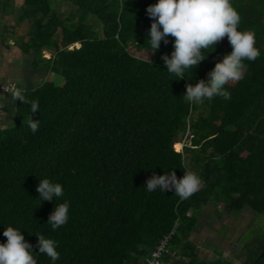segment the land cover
Instances as JSON below:
<instances>
[{"label":"trees","instance_id":"trees-1","mask_svg":"<svg viewBox=\"0 0 264 264\" xmlns=\"http://www.w3.org/2000/svg\"><path fill=\"white\" fill-rule=\"evenodd\" d=\"M64 1L75 6V20L63 21L50 0L21 6L0 0V17L28 24L14 45L33 56V67L45 76L64 79L22 90L25 103L14 102L15 91H0V114L13 123L0 129V243L11 226L35 253L36 235L57 241L56 264H146L174 230L170 247L187 261L167 256L166 262L200 264L189 236L206 205L264 215V0H232L239 30L255 32L261 56L245 61V78L226 86L230 100L199 104L184 99L186 86L207 80L231 52L226 37L192 74L188 70L190 77L175 80L162 59L170 57L174 38L155 52L147 39L152 20L146 9L157 0ZM10 30L0 20V48L11 47ZM128 45L152 52L151 58L136 57ZM32 101L41 112L31 115ZM30 116L40 120L36 134ZM167 171L178 179L195 172L204 185L183 201L174 191L148 192L144 185L153 173ZM45 178L63 185L64 195L41 202L36 188ZM65 201L69 221L53 231L49 216ZM257 232L244 248L246 264H264V228ZM35 258L52 264L46 255Z\"/></svg>","mask_w":264,"mask_h":264},{"label":"clouds","instance_id":"clouds-1","mask_svg":"<svg viewBox=\"0 0 264 264\" xmlns=\"http://www.w3.org/2000/svg\"><path fill=\"white\" fill-rule=\"evenodd\" d=\"M146 13L152 20L147 39L153 52L160 48L162 41L167 45L169 36L174 38V50L170 57L164 55L162 59L166 71L178 78L175 80L190 77L193 70L216 50L218 43L225 37L231 46V52L215 63L207 74V80L201 79L194 85L186 86L183 97L190 104L203 103L214 97L230 100L232 94L226 86L230 82L242 81L249 67L245 61L255 62L261 56L256 46L255 32L239 30L241 16L232 0H157L147 7ZM17 99L25 103L21 90L13 94L14 102ZM30 108L31 115L40 111L37 101H32ZM39 122L30 116L28 127L33 134L38 132ZM203 185L202 177L195 172H184L182 178L178 179L175 171H167L163 175L153 173L144 186L148 192L174 191L183 201L197 193ZM36 191L41 202L56 201L64 195L63 185L47 178L39 179ZM69 209L67 201L55 206L48 219L53 231L68 223ZM3 236L7 239L5 243H0V264H37L35 257L39 254L46 255L52 264L60 259L58 242L54 239L36 235L38 253H35L21 229L9 226L4 229Z\"/></svg>","mask_w":264,"mask_h":264},{"label":"crops","instance_id":"crops-1","mask_svg":"<svg viewBox=\"0 0 264 264\" xmlns=\"http://www.w3.org/2000/svg\"><path fill=\"white\" fill-rule=\"evenodd\" d=\"M2 50L6 52L11 50V53L4 54ZM26 58L31 60L29 66L23 62ZM32 62L33 56L24 55L15 45L10 48L1 47L0 81L15 82L18 87L21 85L24 89L36 87L45 77V73L42 69L33 67ZM7 119L0 116V126L8 121ZM227 209V214H224L221 209L216 208L214 203H209L197 213L198 220L189 240L194 246L195 257L200 264H246L247 257L242 251L244 248L242 249L240 241L246 228L254 226L255 223L258 224V220L255 221L258 215L245 209L240 214L253 217L241 224L238 223L240 214L234 213L228 207ZM175 250L179 253L178 257H181L180 249ZM182 258L187 261L184 256Z\"/></svg>","mask_w":264,"mask_h":264},{"label":"rangeland","instance_id":"rangeland-1","mask_svg":"<svg viewBox=\"0 0 264 264\" xmlns=\"http://www.w3.org/2000/svg\"><path fill=\"white\" fill-rule=\"evenodd\" d=\"M51 3H52V7H53V11H55L57 13V15L63 20V21H73L76 19V12H75V6L69 2H66L64 0H50ZM23 0H15V4L17 6H21ZM0 20L4 23V25L8 28H11L12 30H10V32L12 33L11 36L9 37L7 43L13 47V42L14 40H16V38L18 36H21V35H24L27 30H28V24L27 23H24L22 24L21 26H15L14 25V19L13 17L11 16H7V17H0ZM92 22V21H91ZM94 27H95V30L100 32V27H99V24L98 23H95L94 24ZM128 49L129 51L134 54L136 57H139V58H142V59H146V60H149L152 56V52H148V51H138L136 49H134V47L132 45H128ZM4 50V49H3ZM2 52L4 54H8V53H11V50L10 51H3ZM48 52V51H47ZM46 51H44V54L46 57H49V52L47 53ZM48 54V55H47ZM27 59V58H26ZM24 59V64L26 66H29L30 65V61L29 59ZM25 67V66H24ZM42 82H53L55 83L56 85H62L64 83V79L60 76V75H56V74H53V73H49L47 74L43 80L39 83L41 84ZM38 84V85H39ZM18 85V84H17ZM24 87L19 85L18 89L17 90H23ZM1 116V114H0ZM2 118L4 119H7V117L5 116H2ZM13 125V123L11 121H6L2 126H0V129H4V128H9ZM187 142V141H186ZM182 146V144H177L176 147H180ZM222 208L221 210L223 211L224 214H227V207L226 206H223L221 205ZM240 214V213H239ZM256 216V215H255ZM253 216H249L247 214H240V216L238 217V223H245V220H249V218H252ZM260 216L258 217H255V221L258 220V224L255 223L254 226H250L248 228H246L244 230V233H243V236L241 237V247L242 249L246 247L247 243L249 242V239H251L252 237H254V234L255 233H258L257 230H259V228H264V217H261V219L259 218ZM258 218V219H257ZM241 228H245V227H242ZM241 231V229L239 230ZM245 249H243L242 251H244Z\"/></svg>","mask_w":264,"mask_h":264},{"label":"built area","instance_id":"built-area-1","mask_svg":"<svg viewBox=\"0 0 264 264\" xmlns=\"http://www.w3.org/2000/svg\"><path fill=\"white\" fill-rule=\"evenodd\" d=\"M17 90V84L15 82L0 81V91L3 93L14 92ZM174 230L160 239L155 248L151 251L150 257L146 264H168L166 257H178V251L170 247V241Z\"/></svg>","mask_w":264,"mask_h":264},{"label":"flooded vegetation","instance_id":"flooded-vegetation-1","mask_svg":"<svg viewBox=\"0 0 264 264\" xmlns=\"http://www.w3.org/2000/svg\"><path fill=\"white\" fill-rule=\"evenodd\" d=\"M243 212V211H241ZM255 214H257L258 216H260L259 218L261 219V217H264V215L260 214V213H257V212H254ZM264 219V218H263Z\"/></svg>","mask_w":264,"mask_h":264},{"label":"water","instance_id":"water-1","mask_svg":"<svg viewBox=\"0 0 264 264\" xmlns=\"http://www.w3.org/2000/svg\"><path fill=\"white\" fill-rule=\"evenodd\" d=\"M34 117H35V116L33 115L32 118H34ZM262 254H263V253H262ZM262 254H261V255H262Z\"/></svg>","mask_w":264,"mask_h":264},{"label":"bare ground","instance_id":"bare-ground-1","mask_svg":"<svg viewBox=\"0 0 264 264\" xmlns=\"http://www.w3.org/2000/svg\"><path fill=\"white\" fill-rule=\"evenodd\" d=\"M47 55H48V54H47ZM180 147H181V146H180ZM180 147H179V148H180Z\"/></svg>","mask_w":264,"mask_h":264}]
</instances>
